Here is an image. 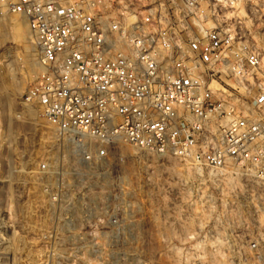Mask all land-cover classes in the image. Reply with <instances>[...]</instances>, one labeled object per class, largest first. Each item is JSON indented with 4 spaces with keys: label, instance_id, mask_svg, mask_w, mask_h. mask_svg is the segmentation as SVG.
I'll list each match as a JSON object with an SVG mask.
<instances>
[{
    "label": "built area",
    "instance_id": "2783aa9c",
    "mask_svg": "<svg viewBox=\"0 0 264 264\" xmlns=\"http://www.w3.org/2000/svg\"><path fill=\"white\" fill-rule=\"evenodd\" d=\"M6 14L37 48L21 99L54 134L34 174L58 220L125 205L109 189L123 144L264 185V0H0Z\"/></svg>",
    "mask_w": 264,
    "mask_h": 264
},
{
    "label": "rangeland",
    "instance_id": "374dc122",
    "mask_svg": "<svg viewBox=\"0 0 264 264\" xmlns=\"http://www.w3.org/2000/svg\"><path fill=\"white\" fill-rule=\"evenodd\" d=\"M13 15L0 25V264H264V185L233 168L216 174L128 144L109 186H121L125 205L66 208L58 220L34 174L54 151L53 131L39 114L18 122L39 65L27 21ZM14 82L21 87L11 106L2 97ZM91 183L73 196L87 198Z\"/></svg>",
    "mask_w": 264,
    "mask_h": 264
},
{
    "label": "bare ground",
    "instance_id": "6f19581e",
    "mask_svg": "<svg viewBox=\"0 0 264 264\" xmlns=\"http://www.w3.org/2000/svg\"><path fill=\"white\" fill-rule=\"evenodd\" d=\"M11 16L13 14H6L3 19L6 17V16ZM14 16V15H13ZM2 20H0V25H2ZM15 26H16V23H15ZM19 27V26H18ZM17 29V27H16ZM31 31V30H30ZM0 34H1V31H0ZM38 65V64H37ZM21 82V81H20ZM11 91H8V92H5L3 94V100L7 103H11L13 102V96L15 94V92L18 90L20 91V88H19V82L16 83L14 82L13 84H11ZM21 87V85H20ZM8 104V105H11V104ZM18 103L20 104V110L19 112L21 113V120H19V124H30V123H33V121L37 120L38 118V114L41 116L40 114V111L38 109V107L36 105H34L33 103L31 102H25L23 99L19 100ZM12 106V105H11ZM2 113V112H1ZM15 121V120H14ZM26 124V125H27ZM232 170H227V172H231ZM212 172V171H211ZM223 172V171H222ZM8 208V207H7ZM198 263V262H197Z\"/></svg>",
    "mask_w": 264,
    "mask_h": 264
}]
</instances>
